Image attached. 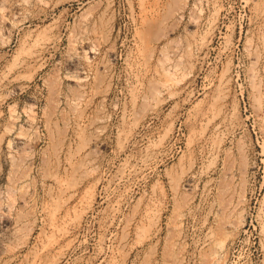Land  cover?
<instances>
[{
	"label": "rangeland",
	"instance_id": "1",
	"mask_svg": "<svg viewBox=\"0 0 264 264\" xmlns=\"http://www.w3.org/2000/svg\"><path fill=\"white\" fill-rule=\"evenodd\" d=\"M0 264H264V0H0Z\"/></svg>",
	"mask_w": 264,
	"mask_h": 264
},
{
	"label": "bare ground",
	"instance_id": "2",
	"mask_svg": "<svg viewBox=\"0 0 264 264\" xmlns=\"http://www.w3.org/2000/svg\"><path fill=\"white\" fill-rule=\"evenodd\" d=\"M166 75V74H165Z\"/></svg>",
	"mask_w": 264,
	"mask_h": 264
}]
</instances>
